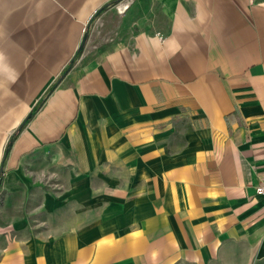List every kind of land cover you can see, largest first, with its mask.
<instances>
[{
	"label": "crops",
	"instance_id": "0c3cea01",
	"mask_svg": "<svg viewBox=\"0 0 264 264\" xmlns=\"http://www.w3.org/2000/svg\"><path fill=\"white\" fill-rule=\"evenodd\" d=\"M0 184V264L264 261V0H0Z\"/></svg>",
	"mask_w": 264,
	"mask_h": 264
},
{
	"label": "rangeland",
	"instance_id": "374dc122",
	"mask_svg": "<svg viewBox=\"0 0 264 264\" xmlns=\"http://www.w3.org/2000/svg\"><path fill=\"white\" fill-rule=\"evenodd\" d=\"M53 187L54 189L57 188L56 186ZM14 199H8L5 193L0 191V232L3 229L10 228L16 233L17 229L15 224L22 220L25 223L24 229L28 235L36 236L43 234L47 227L45 221L31 216L35 214L38 208L37 204L40 205V203L34 204L27 201L25 194ZM258 264H264V261Z\"/></svg>",
	"mask_w": 264,
	"mask_h": 264
},
{
	"label": "built area",
	"instance_id": "2783aa9c",
	"mask_svg": "<svg viewBox=\"0 0 264 264\" xmlns=\"http://www.w3.org/2000/svg\"><path fill=\"white\" fill-rule=\"evenodd\" d=\"M128 3L124 2L119 6V11H124L127 8ZM257 194L258 195H264V184H261L257 187Z\"/></svg>",
	"mask_w": 264,
	"mask_h": 264
},
{
	"label": "water",
	"instance_id": "95a60500",
	"mask_svg": "<svg viewBox=\"0 0 264 264\" xmlns=\"http://www.w3.org/2000/svg\"><path fill=\"white\" fill-rule=\"evenodd\" d=\"M102 10H103V9H100L99 12H101ZM87 37H88V33L86 32L85 35H84V37H83L82 45H81L80 49H82V48L85 46ZM29 118H30V116H29ZM29 118H28V119H29Z\"/></svg>",
	"mask_w": 264,
	"mask_h": 264
},
{
	"label": "trees",
	"instance_id": "16d2710c",
	"mask_svg": "<svg viewBox=\"0 0 264 264\" xmlns=\"http://www.w3.org/2000/svg\"><path fill=\"white\" fill-rule=\"evenodd\" d=\"M1 186H2V185L0 184V189H1Z\"/></svg>",
	"mask_w": 264,
	"mask_h": 264
}]
</instances>
